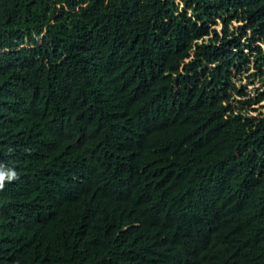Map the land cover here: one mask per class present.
<instances>
[{"label": "trees", "instance_id": "16d2710c", "mask_svg": "<svg viewBox=\"0 0 264 264\" xmlns=\"http://www.w3.org/2000/svg\"><path fill=\"white\" fill-rule=\"evenodd\" d=\"M254 40L264 0H0V264H264Z\"/></svg>", "mask_w": 264, "mask_h": 264}, {"label": "rangeland", "instance_id": "374dc122", "mask_svg": "<svg viewBox=\"0 0 264 264\" xmlns=\"http://www.w3.org/2000/svg\"><path fill=\"white\" fill-rule=\"evenodd\" d=\"M215 20L217 24L211 23L210 25L211 27H215L218 31H220L222 25L219 20ZM241 24V22H238L236 24H233L231 27L235 28L237 25ZM247 33L248 36H252V33L250 31H248ZM256 43L258 42L254 40L250 48L247 49L250 59L248 70H244L237 73L235 78L233 79L237 87H244L248 93L254 96L258 95V92L264 91V64L262 66H258L261 62V59L255 57V51H251L252 49H254ZM261 46L264 50V44H261ZM253 107H256V110L252 112L253 114L264 112V99L261 100L259 103L254 104ZM244 110L249 111L250 108H244Z\"/></svg>", "mask_w": 264, "mask_h": 264}, {"label": "clouds", "instance_id": "9594fccd", "mask_svg": "<svg viewBox=\"0 0 264 264\" xmlns=\"http://www.w3.org/2000/svg\"><path fill=\"white\" fill-rule=\"evenodd\" d=\"M16 176V173L14 171H10V172H0V186H2V182L7 179V180H12L14 179Z\"/></svg>", "mask_w": 264, "mask_h": 264}]
</instances>
